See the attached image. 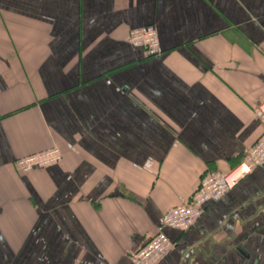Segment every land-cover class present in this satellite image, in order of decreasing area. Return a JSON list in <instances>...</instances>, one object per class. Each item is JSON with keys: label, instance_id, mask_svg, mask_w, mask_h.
Returning a JSON list of instances; mask_svg holds the SVG:
<instances>
[{"label": "crops", "instance_id": "crops-1", "mask_svg": "<svg viewBox=\"0 0 264 264\" xmlns=\"http://www.w3.org/2000/svg\"><path fill=\"white\" fill-rule=\"evenodd\" d=\"M154 24L161 50L129 42ZM264 0H0V264H264V162L163 224L264 132ZM30 173L18 158L52 147Z\"/></svg>", "mask_w": 264, "mask_h": 264}, {"label": "built area", "instance_id": "built-area-1", "mask_svg": "<svg viewBox=\"0 0 264 264\" xmlns=\"http://www.w3.org/2000/svg\"><path fill=\"white\" fill-rule=\"evenodd\" d=\"M129 42L153 52L161 50L159 30L154 24L134 28L130 32ZM259 110L264 115V100L260 103ZM62 159V150L55 146L18 158L16 166L20 171L30 173L36 168L50 166ZM263 162L264 132L248 148L246 158L236 167L227 172L216 171L204 176L200 180L191 201L177 205L167 211L163 216V224L176 229H187L193 226L203 215L209 202L224 196ZM173 247L174 242L168 234L160 231L132 254L131 260L134 264H161Z\"/></svg>", "mask_w": 264, "mask_h": 264}]
</instances>
